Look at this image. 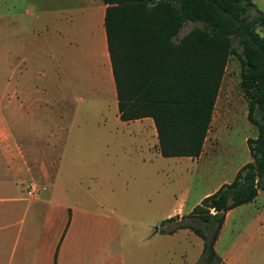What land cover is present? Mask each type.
Wrapping results in <instances>:
<instances>
[{
    "label": "crops",
    "instance_id": "0c3cea01",
    "mask_svg": "<svg viewBox=\"0 0 264 264\" xmlns=\"http://www.w3.org/2000/svg\"><path fill=\"white\" fill-rule=\"evenodd\" d=\"M48 4L45 31L36 24L22 34V112L15 97L0 93V264H121L137 209L143 222L154 207L148 175L155 172V159H173L175 166L190 159L196 167L206 154L208 132L198 155H163L151 116L120 117L106 3ZM43 54L56 66L52 91L37 82ZM125 176L132 186L123 185ZM29 181L44 188L29 196ZM228 181L191 198L190 190L181 191L166 218L177 216V224ZM239 209L243 227L220 250L229 218ZM215 248L226 264H239L233 251L241 252L242 264H264V187L226 211Z\"/></svg>",
    "mask_w": 264,
    "mask_h": 264
},
{
    "label": "trees",
    "instance_id": "16d2710c",
    "mask_svg": "<svg viewBox=\"0 0 264 264\" xmlns=\"http://www.w3.org/2000/svg\"><path fill=\"white\" fill-rule=\"evenodd\" d=\"M103 1L120 117L151 116L165 156L201 152L228 58L240 61L251 159L170 228L201 237L197 264H226L215 248L226 211L264 187V12L254 0ZM188 21L199 24L178 37Z\"/></svg>",
    "mask_w": 264,
    "mask_h": 264
},
{
    "label": "rangeland",
    "instance_id": "374dc122",
    "mask_svg": "<svg viewBox=\"0 0 264 264\" xmlns=\"http://www.w3.org/2000/svg\"><path fill=\"white\" fill-rule=\"evenodd\" d=\"M264 12V0H254ZM48 0H0V93L15 98L22 112V72L26 69L22 61V34L33 25L41 26L50 22ZM198 22L188 21L178 31L182 36ZM263 33V30H262ZM51 54V52H50ZM43 54L41 71L37 74L39 86L49 88L56 75L55 62ZM47 56V58H46ZM53 78V79H52ZM248 97L242 87L240 61L235 54L228 58L219 91L214 104L210 129L207 135L206 154L196 165L190 159H182L175 166L173 159L157 157L155 172L148 175L149 184L153 183L154 207L141 221L142 208H138L130 224L133 232L122 246L121 264H197L202 239L192 229L176 226V220L166 225L167 213L173 207V200L180 192L190 190L189 198L203 190L211 189L218 181L231 180L235 170L251 159L246 138L255 136L256 125L248 118ZM22 121V114L20 116ZM133 178V177H132ZM264 180V178H263ZM133 179L125 176L123 185L132 186ZM138 181H144L138 175ZM37 183V182H36ZM186 219V218H184ZM165 220V221H163ZM243 227L241 209L234 212L224 229L220 241L221 250ZM239 264L242 255L232 253ZM215 264V263H213ZM217 264H224L223 261Z\"/></svg>",
    "mask_w": 264,
    "mask_h": 264
},
{
    "label": "built area",
    "instance_id": "2783aa9c",
    "mask_svg": "<svg viewBox=\"0 0 264 264\" xmlns=\"http://www.w3.org/2000/svg\"><path fill=\"white\" fill-rule=\"evenodd\" d=\"M43 188V185L34 181H29L25 185L26 193L29 196H36Z\"/></svg>",
    "mask_w": 264,
    "mask_h": 264
}]
</instances>
